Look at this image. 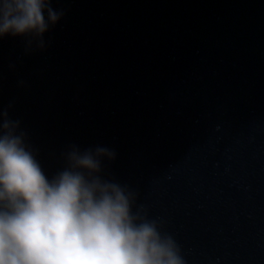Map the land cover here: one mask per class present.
Here are the masks:
<instances>
[{
  "label": "clouds",
  "instance_id": "1",
  "mask_svg": "<svg viewBox=\"0 0 264 264\" xmlns=\"http://www.w3.org/2000/svg\"><path fill=\"white\" fill-rule=\"evenodd\" d=\"M61 15L51 0H0V36L42 44ZM18 128L0 111V264H185L176 240L136 207L137 193L95 175L115 152L73 148L49 180Z\"/></svg>",
  "mask_w": 264,
  "mask_h": 264
}]
</instances>
